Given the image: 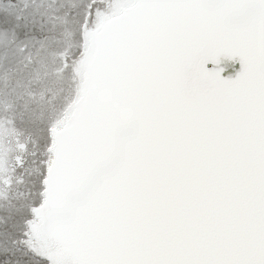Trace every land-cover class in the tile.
Here are the masks:
<instances>
[{
    "label": "snow or ice",
    "instance_id": "1",
    "mask_svg": "<svg viewBox=\"0 0 264 264\" xmlns=\"http://www.w3.org/2000/svg\"><path fill=\"white\" fill-rule=\"evenodd\" d=\"M0 264H264V0H0Z\"/></svg>",
    "mask_w": 264,
    "mask_h": 264
}]
</instances>
